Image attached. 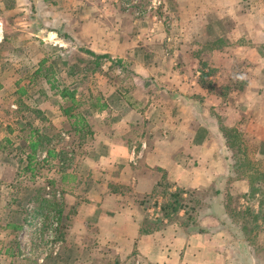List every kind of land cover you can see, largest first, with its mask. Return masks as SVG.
Segmentation results:
<instances>
[{"label":"rangeland","instance_id":"rangeland-1","mask_svg":"<svg viewBox=\"0 0 264 264\" xmlns=\"http://www.w3.org/2000/svg\"><path fill=\"white\" fill-rule=\"evenodd\" d=\"M193 28L192 20L172 0H0V81L19 80L17 88L25 90L18 95L17 116L10 108L0 111V140L4 136L1 124L12 121L10 128H22L25 138L38 129L45 149L63 153L65 167L75 164L72 154L84 151L88 154L84 166L100 167L90 157L99 152L91 150L89 135L74 136L75 127L68 115H83L88 120L84 132L98 129L100 124L113 125L130 109L145 116L148 101L163 88L158 89L155 75L144 76L134 70L137 63L146 60L140 51L150 48L154 57L149 61L160 62L167 44L164 34L172 32L177 36L169 44L181 43V50L184 46L190 51L199 47L202 52L208 50V42L183 37ZM2 33L5 40L1 42ZM86 51L108 59H96ZM260 64L249 60L237 63L241 81L237 84L247 90L246 100H253L243 106L247 114L235 127L226 128L220 121L221 130H228L227 136L221 132L227 140L231 170L237 179L247 180L249 189L246 195H224L223 205L230 217L221 222L225 227L212 235L233 238L229 243L239 240L231 251L238 254L237 264H254L256 253L264 252V241H259L264 240V86L243 85L247 80L257 84L254 73ZM47 79L57 81L59 90L69 91L65 100L50 90ZM96 100L107 105L103 118L93 107ZM145 121L138 123L133 138L138 140L148 132L149 120ZM25 151V173L19 180L15 165L11 166L19 159L14 148L8 150L6 158L0 155V177L4 179L0 182V228L8 227L6 232L0 230V264H141L136 249L127 253L116 242L104 243L97 231V219L84 220L78 214L79 201L89 187L88 178L81 181V189L71 191L81 199L69 205L59 195L61 190L48 183L54 165L41 163L39 157L32 158L35 153ZM122 166L118 163L109 174L116 175ZM31 169L37 172V180ZM141 172L160 183L158 193L135 200L144 215L142 229L160 230L167 224L164 219L187 233L200 232V211L213 202L216 190L175 188L160 171L142 168ZM177 191L182 193L173 197ZM157 195L166 201L157 205ZM174 201L176 204L163 216L161 207Z\"/></svg>","mask_w":264,"mask_h":264},{"label":"crops","instance_id":"crops-1","mask_svg":"<svg viewBox=\"0 0 264 264\" xmlns=\"http://www.w3.org/2000/svg\"><path fill=\"white\" fill-rule=\"evenodd\" d=\"M167 1L162 0L163 3ZM172 1L194 25V30L189 29L183 37L201 39L210 47L203 52L200 47L190 51L184 46L181 50V43H168L177 36L172 32L164 34L167 44L160 62L149 61L154 57L149 53L150 48L140 51L146 60L137 63L134 70L144 76L155 75L158 89L163 88L159 89L158 96L148 101L145 116L130 109L113 125L100 124V128L90 132L74 129V136L89 135L90 144H93L91 150L99 152L90 157L100 163V167L84 166L88 155L85 151L72 154L71 159L76 157L75 164L65 167L63 153L53 148L45 149L38 129L25 138L22 128L19 131L17 127L10 128L12 121L1 124L4 136L0 140V155L6 158L8 150L14 148L19 159L11 162V166L15 165L18 180L25 173V150L35 153L32 158L39 157L41 163L51 162L53 176L48 183L62 191L58 193L69 205L81 199L71 191L76 187L81 189V181L88 178L89 187L79 201L78 214L84 220L97 219V231L104 243L116 242L127 253L136 249L141 264H237L238 254L231 251L239 240L229 243L233 238L217 239L212 235L222 230L225 226L221 222L230 217L223 205L224 195H244L249 189L247 180L237 179L231 170L228 144L222 135L220 121L226 128L235 127L247 114L243 106L253 100H246L247 90L237 84L241 82L238 62L259 61L261 64L254 67L257 84H254L256 80L251 83L247 80L243 85L264 86V0ZM3 34L1 42L5 40ZM182 42L186 44L185 39ZM19 84V80L0 81V111L10 108L17 116L20 110L18 95L25 91L23 87L17 88ZM97 113L103 118L108 112L104 109ZM133 118H141V121ZM145 119L149 120L148 132L137 140L132 133L139 128L138 123L146 122ZM86 122L88 124V120ZM36 139L39 143L31 149L29 143ZM118 163L123 164L118 173L109 174ZM142 168L162 172L166 182L175 188L216 190L213 202L200 211L202 214L205 211L197 223L200 232L187 233L178 224L162 219L167 223L163 228L140 234L144 215L135 200L160 190V183L143 175ZM30 172L37 180V172L35 174L33 169ZM3 181L0 177V182ZM156 198L157 205L166 201L163 196ZM7 228L3 226L0 230L6 232ZM259 241L264 240L260 238ZM263 259L264 252H257L254 264H264Z\"/></svg>","mask_w":264,"mask_h":264},{"label":"trees","instance_id":"trees-1","mask_svg":"<svg viewBox=\"0 0 264 264\" xmlns=\"http://www.w3.org/2000/svg\"><path fill=\"white\" fill-rule=\"evenodd\" d=\"M86 53L89 54V55L94 56L96 59H108L107 56L95 55L94 53H92L90 51H86ZM43 62H44V60L41 61L40 64H42ZM39 72H40V67L35 71V74H38ZM56 82L57 81H54V79H51V80L47 79L46 80V83L49 86L50 90L51 91H56L58 93L59 97L62 100H65V98L68 96L69 91L67 89L59 90V87L56 85ZM71 103L72 104L76 103L74 97L71 98ZM93 107L96 109V111L99 112V111H102V110L106 109L107 105L105 103H100L99 100H96V103L93 105ZM68 118H69V120H71V124H72L73 127H75V129H78V128L83 129V128H86V126H88L85 118L83 117V115H81V116H79V115H68ZM222 132L225 135L226 132H228V130L227 129H223ZM225 136H227V135H225ZM227 139H228V137H227ZM38 143H39V141L37 139L36 140H32L29 143V146H30L31 149H35L36 146L38 145ZM180 193H182V192L181 191H177L176 193L173 194V197H178L180 195ZM175 202L176 201H174V203H171V204H168V205H163V207H161L163 216L164 215L167 216V214H166L167 209H170L172 207V205H175L176 204ZM12 228L19 229L18 227H12ZM153 231H155V230H153ZM153 231L152 230L151 231H147V230L142 229V227H141L140 234L141 235H145V234L152 233Z\"/></svg>","mask_w":264,"mask_h":264}]
</instances>
